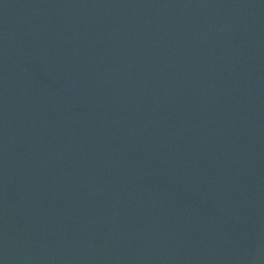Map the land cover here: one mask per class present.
<instances>
[{"label": "water", "instance_id": "95a60500", "mask_svg": "<svg viewBox=\"0 0 264 264\" xmlns=\"http://www.w3.org/2000/svg\"><path fill=\"white\" fill-rule=\"evenodd\" d=\"M0 264H264V0H0Z\"/></svg>", "mask_w": 264, "mask_h": 264}]
</instances>
